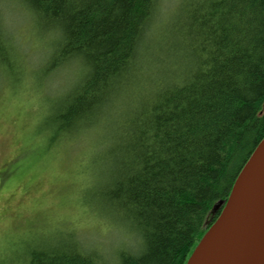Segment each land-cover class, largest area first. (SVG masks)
Segmentation results:
<instances>
[{"label": "trees", "instance_id": "1", "mask_svg": "<svg viewBox=\"0 0 264 264\" xmlns=\"http://www.w3.org/2000/svg\"><path fill=\"white\" fill-rule=\"evenodd\" d=\"M22 1L60 36L45 71L82 69L50 114L53 139L86 132L108 109L129 105L101 190L113 222L138 240L137 250H119L116 264H186L264 138V0L233 8L241 26L254 21L240 48L219 28L224 38L213 40L209 26L224 15L214 0H183L167 22L165 0ZM9 49L0 26V64L9 63ZM161 54L167 60L151 71ZM225 57L243 65L235 82L222 78ZM185 104L205 115L193 122ZM161 141L168 151L157 155ZM169 170L174 179L155 183ZM81 238L27 244L13 264H110Z\"/></svg>", "mask_w": 264, "mask_h": 264}, {"label": "rangeland", "instance_id": "2", "mask_svg": "<svg viewBox=\"0 0 264 264\" xmlns=\"http://www.w3.org/2000/svg\"><path fill=\"white\" fill-rule=\"evenodd\" d=\"M182 1L165 0L166 22ZM0 21L13 47L9 63L0 64V264L17 262L27 244L71 234L116 264L119 250H137L138 240L113 222L101 190L111 170L108 154L117 140L119 117L129 105L108 109L86 132L53 139L50 114L82 69L45 71L60 36L22 0H0ZM154 60L151 71L167 58L161 54Z\"/></svg>", "mask_w": 264, "mask_h": 264}, {"label": "water", "instance_id": "3", "mask_svg": "<svg viewBox=\"0 0 264 264\" xmlns=\"http://www.w3.org/2000/svg\"><path fill=\"white\" fill-rule=\"evenodd\" d=\"M186 264H264V138Z\"/></svg>", "mask_w": 264, "mask_h": 264}, {"label": "snow or ice", "instance_id": "4", "mask_svg": "<svg viewBox=\"0 0 264 264\" xmlns=\"http://www.w3.org/2000/svg\"><path fill=\"white\" fill-rule=\"evenodd\" d=\"M248 2V0H214V7H219L224 9V15L220 18L219 21L213 22L215 26H209L211 33L213 34V40L223 39L224 37H228L237 48L242 47L240 41L242 39V34L247 33L248 26L253 24V20H248L242 26L239 22L233 19L231 13L233 8L236 5H242ZM261 25L264 26V14H262ZM217 28L219 31L224 34V37H221L219 33H217ZM250 42V41H249ZM221 46V45H218ZM244 51L247 52V56L251 59L252 53L248 50L247 44L243 45ZM262 48H264V44H262ZM241 56L243 53L240 54ZM264 56V52L261 53ZM233 56H236L234 53ZM243 65L240 62V58L237 57L233 59L232 57L223 58V63L220 66V71L222 73V78L228 79L230 82H235L236 78L242 75ZM239 87V85H238ZM185 109H188V115L192 118L193 122L198 121L200 117L205 115L200 106L192 105L189 107L188 104L183 105ZM207 107V104H205ZM181 119L178 117V120ZM180 126V125H178ZM199 146V141L194 138V147ZM168 147L164 141H161V149L158 150L157 155H159L160 151L167 152ZM163 159V157H161ZM175 173H172L170 170L168 173H161V175L155 180V183L158 184H166L170 181V179H174Z\"/></svg>", "mask_w": 264, "mask_h": 264}]
</instances>
